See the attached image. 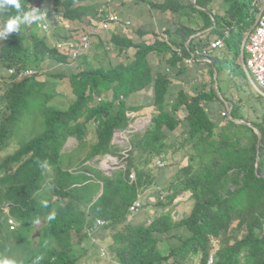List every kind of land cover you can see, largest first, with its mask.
<instances>
[{
	"label": "trees",
	"instance_id": "1",
	"mask_svg": "<svg viewBox=\"0 0 264 264\" xmlns=\"http://www.w3.org/2000/svg\"><path fill=\"white\" fill-rule=\"evenodd\" d=\"M81 1L84 0H54V4L69 20L80 21L87 15L98 19L95 6ZM224 1V13L215 14L213 20L206 7L209 0L149 2L158 12L178 16L173 43L183 45L184 39L205 29L209 30L201 35L202 40L229 30L225 44L229 47L235 39L237 56L243 33L254 22L256 1ZM20 3L19 11L11 8L0 12V29L10 16L22 18L29 11V0ZM194 16L200 20L196 21ZM110 40L119 52L135 48L132 58L107 66H94L87 57L81 58L82 68L69 76L74 101L66 108L44 105L40 109L42 130L0 159V250L6 249L2 241L15 240L14 246L22 247L24 264H77L73 234L84 237L86 215L77 208V204L84 203L92 221H107L104 227L111 236L108 249L118 264H190L188 256L198 253L200 264H207L209 256L211 264H264V123L244 114L238 103L230 100V105L223 85V90L218 85L217 93L202 89L189 94L178 89L173 94L169 88L173 79L164 70L153 71L149 60L151 54L169 53L166 62L174 65L177 61L178 57L163 40L134 42L119 34H113ZM46 57L59 63L68 61L42 37L35 33L26 35L21 26L18 33L0 41V67L13 68L0 95V151L9 145V138L21 126L17 122L23 121L29 98L42 90L43 83L35 76L20 72L40 69ZM214 61L228 66L235 76L247 82L241 66L226 64L224 57H215ZM141 91H150V102L129 100L130 95ZM87 92L104 95V99L96 102ZM217 94L231 106V119L215 120L212 110L215 98L220 99ZM45 96L49 98L46 93ZM144 108L152 113L151 123L144 132L132 136L133 157L127 168L136 167L134 158L140 152L159 155L165 149L184 151L182 165H175V181L169 184L165 197L171 205L180 193H188L192 207L177 221L162 213L147 223L127 222L128 207L142 189L139 187L150 180L143 179V172L137 171L138 182L130 185L123 171L106 176L85 165L98 154L115 153L117 149L111 144L113 131L143 115ZM90 123L95 126L96 140L84 157L76 160L75 154L65 155L62 150L69 137L76 138L79 147L84 145L86 126ZM170 134L174 135V142L167 144L165 140ZM74 161L102 182L101 193L95 199L98 184L91 183L92 177L84 172L69 169ZM65 197L68 201H62ZM166 203L158 202V206ZM6 208L18 222L12 231L5 225ZM38 217H46V221L36 246L32 247L29 239L25 246L24 235ZM178 227L185 232L172 231ZM161 237L176 240L165 253L161 251Z\"/></svg>",
	"mask_w": 264,
	"mask_h": 264
},
{
	"label": "rangeland",
	"instance_id": "2",
	"mask_svg": "<svg viewBox=\"0 0 264 264\" xmlns=\"http://www.w3.org/2000/svg\"><path fill=\"white\" fill-rule=\"evenodd\" d=\"M149 1L154 2L156 0H111L110 2H107L106 0H84L79 2L92 4L95 6L98 12L100 8L110 9L128 20V23L125 22L126 24L121 23L117 28H114L112 25L109 31H103L101 34H99L98 41L93 42L89 53L86 55L91 59L93 65L107 66L108 64H116L132 58L135 48H129L124 52L117 51L115 48H113V45L110 41L112 34L130 37L134 42H150L156 38H168L170 42L176 40L173 33L174 29L179 26L178 16L169 13L158 12L152 7ZM190 1L193 3L195 2V0ZM255 5L258 6L259 9L261 3L255 2ZM27 6L29 7V11L33 7L39 10L41 8L48 10H57L60 8L54 4V0H29ZM225 6L226 2L224 0H209L206 7L210 11L211 15H215L223 14ZM196 15L197 17L199 16L197 12ZM255 16L256 14L254 15L253 20L255 19ZM184 17H186V14ZM197 17L194 16V19L199 21L200 19ZM1 18L2 16L0 13V20ZM97 20L99 19L93 20L95 21V24L99 22ZM41 23L42 22L39 21L32 24H21V27L23 28L26 35L35 33L38 37L45 39L48 45L52 46L54 37H52L48 30L41 31L40 28H38ZM196 29L199 28L196 27ZM247 32L248 30L243 33V38ZM236 35L237 33H235L233 38H235ZM210 36L214 37L215 35L212 34ZM107 46L110 48L107 49ZM236 50L237 43L236 40L233 39L231 40L227 49H224L223 47V51L220 49L218 50L219 53H217L216 57H224V60H227L226 64L228 65H230V62H232L233 64L241 66V55L239 53L237 56H235ZM169 57V53H155L149 56V60L153 67V71H156L157 69L165 70L167 67L171 68V72H169V74L170 78L173 80L169 88L173 94H175L178 89H183L189 94L195 93L196 91L202 89L207 91L212 89L216 91L219 85L222 90L223 87L226 89L224 95L228 97V103L230 100L233 104L238 103L244 114L249 113L250 118H255L264 123V97L256 93L243 78L235 76L228 66L222 67L220 63L215 61V71L213 70V72H211L212 66L209 63H199L192 67L185 66L184 69H182L181 65L172 67L168 62H166ZM233 57L234 60H232ZM79 62L80 61L78 59L73 61L70 60L67 63H59L51 58L46 57L40 69L33 68L36 71H40L38 72L39 74L37 73L33 76H35V80L41 81L43 83L41 88L42 90L41 92L39 91L36 97L29 98V102H27L25 107L26 111L22 114L23 121L19 119L20 122H17V126L20 123L21 126L17 127L13 132L14 134L9 138V145L0 151V159L13 152L19 147V145L42 130L41 122L43 117L42 110L40 109H42L44 105H55L57 107L66 108L74 101L75 96L70 90L69 76L82 68ZM177 71H179V74H176ZM9 73L10 72L8 69H5V67L1 65L0 95L2 93L3 87H5V82L10 80ZM45 93L49 95L48 99H46L47 96H45ZM217 95L220 97V99L215 98V104L213 105L214 110H212V114L215 115V120H221L224 118V116L221 115V112L225 107V103H223L221 100L222 95ZM134 99H136L138 102L144 101L145 103H148L151 100L150 91H141L138 94L130 95L129 100ZM143 111H146L148 114L151 113L150 109L148 108L142 109L141 112ZM145 113L143 116H145ZM140 116H137L136 118ZM134 120L130 123L132 124ZM142 120L147 121L148 117H142L141 121ZM93 129H95V126L91 123L86 126V134L84 137L85 143L82 147L78 146L76 138L69 137L63 147V153L65 155L75 154L73 157L76 158V160L84 157L90 146L96 140ZM173 137L174 135L170 134L169 138L165 140V142L167 144L173 143ZM183 154L184 151L182 149H165L164 152L159 155L151 154L150 152H148V154L141 152L137 153L136 158H134L137 165V167H135V171H142L143 179L147 178L150 180V183H148L147 186L143 185L142 189L138 190V195L141 199L137 203L139 205L142 204V206L136 213H134V215H128L127 222L133 225L143 221H145L144 223H147L153 216L155 217L157 214L162 213H168L172 220L177 221L189 212L190 208L192 207V201L187 195L188 193H180L175 202H173L171 205L166 203L167 200H165V198L163 200H160L159 198L163 192L168 191L169 184L175 181V165H182L181 162L183 159ZM160 157H162L163 164L160 162ZM92 159L86 161L85 165H91L92 169L98 170L99 167L97 163L94 162V159ZM156 160L157 163L159 162V166H163L158 167L155 165ZM75 161L72 162V164L69 166V169L76 168L73 169L74 172L84 171L85 168H83V165H80V163H76ZM90 182L95 183L96 185L98 184L93 195V198L95 199L98 195H100L103 185L99 179L95 178L90 180ZM68 199L69 198L65 197L62 199V201H68ZM163 201L166 204L163 206H158V202ZM77 208L86 215L87 224H90L92 222V217L90 215L88 205L79 203L77 204ZM4 212L6 214L8 211L6 212V209H4ZM45 221L46 217H38L32 221L29 232L24 235L25 246L28 243V239L30 241L29 244L32 247L36 246L38 236L42 231ZM172 231L179 234L185 232V230L181 227L176 229L174 228ZM95 235L98 237L96 238L97 242H102L107 251H109L108 245L111 242L110 230H106L104 227L103 229L97 230ZM175 242L176 240L174 238L168 240L165 237H161V251L164 253L167 252L169 250V245L174 244ZM15 243V240L13 243L12 241H2V244H5L6 249L0 250V257L12 259L16 261V264H24L25 260L21 256L22 247L20 248V246H14ZM212 244L214 245V248L218 246L215 240L212 242ZM73 251L77 256V264H118L110 252L107 257H101L98 253V247L92 243L87 236L80 237L75 233L73 234ZM28 256H33V253H29ZM199 260V253L196 255H189L187 258V262L190 264H200ZM244 263L245 261L242 264Z\"/></svg>",
	"mask_w": 264,
	"mask_h": 264
},
{
	"label": "clouds",
	"instance_id": "3",
	"mask_svg": "<svg viewBox=\"0 0 264 264\" xmlns=\"http://www.w3.org/2000/svg\"><path fill=\"white\" fill-rule=\"evenodd\" d=\"M106 1L110 2L111 0H106ZM11 8H15L17 11H19L21 8L20 0H0V12L8 11ZM51 10H53V9H51ZM51 10H48L45 8H41L39 10V9L33 7V8H31L30 11L25 12L22 18L20 16H10L9 19L4 24V26L2 27V29H0V41L5 40L9 36V34H11L13 32L18 33L20 31L21 24H32V23H37L40 21L42 23L40 26H38V28H40L41 31L42 30H48L51 33L52 37H54V40L52 43V48H54L57 53H59L61 55H65L68 58L67 62H69L70 60L73 61V60H78V59L80 61V59L83 57L88 58V56H86V55L89 53L93 42L98 41L99 34H101L103 31H109L111 29L112 25L114 26V28L115 27L117 28L119 26V24H121V23H123V24L128 23L127 22L128 20H126L124 17L113 12L110 9H104V8L99 9V12H98V16H99L98 19L99 20H97L99 22L97 24H95V21H93L94 19L92 17H90L89 15L85 16L83 18V20L73 21V20H69L68 18L64 17L59 10H55V11H51ZM209 16L211 17L212 20L214 19V15H211L210 11H209ZM111 17H115V18H111ZM86 18H87V20H86ZM45 20H46V22H45ZM104 23L107 25L106 27L103 26ZM208 30L209 29H205V30L195 32L190 37L184 39L183 45H181V44L177 45V44L173 43L172 41L170 42L168 38L167 39H160L159 38L160 40H163L164 42H166L171 47L172 52L175 53L176 56L178 57V59L174 63V65H171V66L174 67L176 65L177 66L181 65L182 69H184L185 66L192 67V66H195L199 63H209L212 66L211 72H213V70L215 71V67H214L215 61L214 60H215V57L217 55L216 51L219 50L220 48H222L223 45L221 47H217V48H210L209 51L207 52V54L203 58L195 60L194 62H187V56L189 54L188 52L190 49H194L196 46H210V43L212 41L217 40L215 38L214 39L213 38H209V39L203 38V40L200 39V37H202L201 35L205 34ZM83 35H87L89 37V45L86 49L81 50V46L78 44L80 43L81 37ZM65 42H73L76 44L75 49H74V51H76L75 55L73 54V51H71L67 48L58 47L59 43H65ZM109 48L110 47L107 46V49H109ZM213 55H214V57H213ZM88 59H90V58H88ZM94 66H96V65H94ZM181 67H179V68H181ZM9 69H13V68H8V71H9ZM164 71H166V73L170 76V74H169V72H171L170 67H167ZM20 73L23 75L33 76V75L37 74L38 71L31 68L28 70H24ZM9 74H11V73H9ZM216 91H218V88ZM87 93H91L93 100L96 102H100L102 99H104L103 95H98L95 92H87ZM167 96H171L170 93H168ZM119 97L123 98L122 95H120ZM224 111H227L226 115L222 114V112H224ZM222 112H221L222 116L228 117L231 119V114L227 110L226 104H225V107H224ZM151 114L152 113H150V114L147 113V114H145V116L142 115V116L136 118L132 124L130 123L131 122L130 121L129 124L125 128L115 129L113 131L111 144L117 149V151L115 153L104 152L102 154H98V155L94 156V158H93L94 162H96L98 167H99L98 171H100L103 175L111 176L114 171L120 170V171H123L124 173H126V176H127L126 180H127L128 184H130V185H136L137 184V182H138L137 181V172L135 171V167L127 168L129 165L131 156L133 157V155L131 153L132 148H133L132 136L137 134V133H141V132L145 131L146 127L151 123V117H152ZM142 117H148V120L147 121H144V120L141 121ZM137 119H139V120H137ZM116 132H122L126 135V137L121 138L120 135L115 137ZM125 149L127 151L125 154H123V151ZM107 156H111V157H114L117 159V162L114 163L115 164L114 168H109V166H111V164L109 166H107L105 164L104 160L107 158ZM159 159H160V162L162 163L163 162L162 157H160ZM158 163L156 160L155 165H157L158 167L163 166V165L159 166ZM136 167H137V165H136ZM73 169H76V168H73ZM77 172H84L88 176L92 177L91 178L92 180L94 179V176L89 172H86V171H77ZM145 180H146V178H145ZM144 185L147 186L148 183L146 182V184H144ZM142 187H143V185L140 186L139 188H142ZM166 194H167V191L163 192L159 197L160 200H163L166 197ZM140 199H141L140 196L137 195V198L128 207V211H127L128 215H134V213H136L140 209L142 204L141 205L138 204V206H136V208L134 210L131 209V206L135 202H139ZM45 206H46V204H45ZM7 211H8V209L6 208V212ZM128 215H127V217H128ZM6 216H7V218H6L5 225L9 228V230L12 231L17 227L18 223L13 216L8 214V212L6 213ZM8 219L13 220V227H11L9 225ZM98 219L103 220L104 224L102 226L96 227V221ZM98 219H96L95 221H92L90 224H87V220H86L85 225L83 227V233H84V236H87L91 240V242L94 243L98 247L99 255L101 257H107L109 255V251H107L106 247L103 245L102 242H97L96 238H98V237L95 235L97 230L104 228V226L107 224V221L104 219H101V218H98ZM88 229H91L90 235L88 234ZM101 248L104 249V251H105L104 255L101 254ZM209 258H211V256H209ZM209 258H208V261H209ZM208 261H207V264H211ZM0 264H16V261L9 259L7 257H0Z\"/></svg>",
	"mask_w": 264,
	"mask_h": 264
},
{
	"label": "built area",
	"instance_id": "4",
	"mask_svg": "<svg viewBox=\"0 0 264 264\" xmlns=\"http://www.w3.org/2000/svg\"><path fill=\"white\" fill-rule=\"evenodd\" d=\"M256 2L261 3L259 6V11L255 16L252 27L248 30L245 36V40L241 44V55L242 52L245 53L244 58H242V69L246 76L247 82L251 86V88L258 93L259 95L264 97V0H255ZM115 18V17H111ZM104 27L107 25L104 23ZM227 34V30L225 31V35ZM75 43L73 42H65L59 43L58 47L67 48L73 51V54H76ZM81 50H84L89 45V37L87 35H83L81 37L80 43ZM223 45L220 39L214 40L210 43V46H196L194 49L189 50V54L187 56V62H194L200 58H203L210 48H217ZM9 72L12 73L13 69H9ZM223 115L227 114V111L222 112ZM120 135V137H126V135L122 132H116L115 137ZM126 149L123 151V154L126 153ZM105 164L109 166V168H114V163L117 162V159L111 156H107L104 160ZM113 163V164H112ZM138 206V203L135 202L131 209L134 210ZM8 223L11 227H13V220L8 219ZM104 224L103 220L98 219L96 221V227L102 226ZM88 234H91V229H88ZM101 254L104 255L105 251L101 248ZM209 263L212 262V258H209Z\"/></svg>",
	"mask_w": 264,
	"mask_h": 264
},
{
	"label": "crops",
	"instance_id": "5",
	"mask_svg": "<svg viewBox=\"0 0 264 264\" xmlns=\"http://www.w3.org/2000/svg\"><path fill=\"white\" fill-rule=\"evenodd\" d=\"M256 3H259V2H256ZM258 11H259V9H258V6H257V9H256V11L254 12V15L255 14H257L258 13ZM215 16V15H214ZM251 27H252V25H251ZM250 27V28H251ZM249 30V29H248ZM225 31L226 30H224L223 32H222V35L221 36H214V37H211V38H215V39H220L222 42H223V47H224V49H227V47H226V44H225V41H226V38H228V35H229V30H227V34L225 35ZM246 36V35H245ZM245 40V37L244 38H242V42ZM242 42H241V44H242ZM241 44H240V54H241ZM223 47H222V49L220 48V50L221 51H223ZM217 53H219V51L217 50ZM244 56H245V53L244 52H242V55H241V66H242V58H244ZM261 96V95H260ZM227 110L229 111V113L231 114V106L230 105H228L227 106Z\"/></svg>",
	"mask_w": 264,
	"mask_h": 264
}]
</instances>
